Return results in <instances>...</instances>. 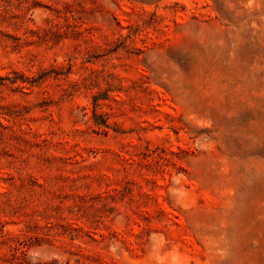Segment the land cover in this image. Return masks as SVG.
I'll return each mask as SVG.
<instances>
[{
  "label": "rangeland",
  "instance_id": "obj_1",
  "mask_svg": "<svg viewBox=\"0 0 264 264\" xmlns=\"http://www.w3.org/2000/svg\"><path fill=\"white\" fill-rule=\"evenodd\" d=\"M0 264H264V0H0Z\"/></svg>",
  "mask_w": 264,
  "mask_h": 264
}]
</instances>
